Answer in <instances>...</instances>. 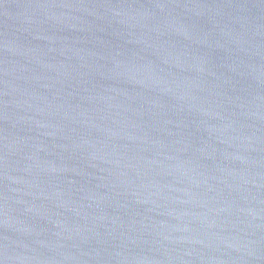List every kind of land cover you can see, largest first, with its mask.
<instances>
[{
  "label": "water",
  "instance_id": "95a60500",
  "mask_svg": "<svg viewBox=\"0 0 264 264\" xmlns=\"http://www.w3.org/2000/svg\"><path fill=\"white\" fill-rule=\"evenodd\" d=\"M0 264H264V0H0Z\"/></svg>",
  "mask_w": 264,
  "mask_h": 264
}]
</instances>
